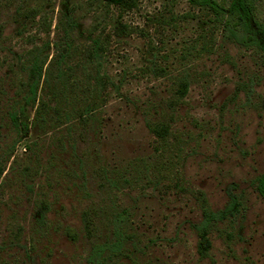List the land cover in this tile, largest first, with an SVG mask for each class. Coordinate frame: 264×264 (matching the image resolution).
I'll return each mask as SVG.
<instances>
[{"label":"rangeland","instance_id":"1","mask_svg":"<svg viewBox=\"0 0 264 264\" xmlns=\"http://www.w3.org/2000/svg\"><path fill=\"white\" fill-rule=\"evenodd\" d=\"M263 174L264 61L209 9L0 0V264H264Z\"/></svg>","mask_w":264,"mask_h":264},{"label":"trees","instance_id":"2","mask_svg":"<svg viewBox=\"0 0 264 264\" xmlns=\"http://www.w3.org/2000/svg\"><path fill=\"white\" fill-rule=\"evenodd\" d=\"M112 5H125L126 0H107ZM264 0H232L231 4H227V0H189L193 6L207 8L215 16V20L225 29L228 37L243 45L247 49H253L259 53L264 61V17L262 16L261 6ZM102 51L99 44L96 47V55ZM38 67V69H37ZM42 66L36 64L32 66L30 78L32 81V92L35 96L36 87L39 78L42 76ZM189 86L183 83L180 87V95L183 97L188 93ZM159 137L166 135L164 126H157L153 130ZM258 191L264 198V174L259 179ZM201 241L200 247L202 251L208 249L210 242L207 238L208 227L205 225L199 233Z\"/></svg>","mask_w":264,"mask_h":264}]
</instances>
